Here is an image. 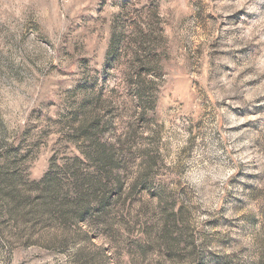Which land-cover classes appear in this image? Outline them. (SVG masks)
<instances>
[{"label": "rangeland", "instance_id": "obj_1", "mask_svg": "<svg viewBox=\"0 0 264 264\" xmlns=\"http://www.w3.org/2000/svg\"><path fill=\"white\" fill-rule=\"evenodd\" d=\"M0 264H264V0H0Z\"/></svg>", "mask_w": 264, "mask_h": 264}, {"label": "trees", "instance_id": "obj_2", "mask_svg": "<svg viewBox=\"0 0 264 264\" xmlns=\"http://www.w3.org/2000/svg\"><path fill=\"white\" fill-rule=\"evenodd\" d=\"M84 179V178H83ZM82 179V180H83ZM146 181H147V179H145V183H146ZM173 218V216L172 217H169V220L171 221V219ZM162 233V234H161ZM161 233L159 234V236L160 237H156L155 236V238H153V237H151L152 235L150 234V238H151V242H154L155 243V247H157L158 246V243L159 242H163V241H165V240H163V239H165V238H167V237H169L171 234L169 233V231H165V230H163V231H161ZM169 243V242H168ZM142 247H144L143 245H142ZM145 248V247H144Z\"/></svg>", "mask_w": 264, "mask_h": 264}]
</instances>
